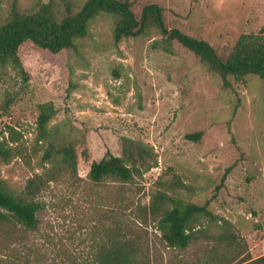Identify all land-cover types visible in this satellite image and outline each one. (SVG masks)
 Segmentation results:
<instances>
[{"label": "rangeland", "instance_id": "374dc122", "mask_svg": "<svg viewBox=\"0 0 264 264\" xmlns=\"http://www.w3.org/2000/svg\"><path fill=\"white\" fill-rule=\"evenodd\" d=\"M84 1L0 0V24L12 4L29 14L49 3L61 17L66 6L75 13ZM127 1L137 20L143 6L157 5L167 30L206 42L221 59L240 35L264 26V0ZM117 20L99 14L75 49L54 55L20 46L27 82L0 64V141L12 139L7 146L19 151L0 162V179L20 191L48 167L41 159L51 148L72 150L76 162L73 174L63 171L35 197L37 226L15 247L19 257L28 264H92L118 220L141 235L143 264H237L263 255L264 81L227 77L225 86L177 42L165 45L154 29L115 42ZM44 103L53 112L38 142L35 121ZM195 133L197 141L185 138ZM121 138L141 142L154 166L128 184L110 177L91 182L89 163L105 152L120 156ZM176 180L183 203H208L207 234L217 235L224 220L235 242L197 237L183 249L167 248L154 224L137 225L133 207L147 204L156 190L171 194Z\"/></svg>", "mask_w": 264, "mask_h": 264}, {"label": "trees", "instance_id": "16d2710c", "mask_svg": "<svg viewBox=\"0 0 264 264\" xmlns=\"http://www.w3.org/2000/svg\"><path fill=\"white\" fill-rule=\"evenodd\" d=\"M129 8L127 0H85L77 12L71 13L66 6L62 16L58 17L49 3L29 14L19 13L12 4L6 21L0 24V64L8 63L20 80L27 82L28 75L17 53L20 46L29 43L52 55L61 50L75 49L74 41L87 35L89 22L104 13L118 18L112 33L115 42L127 37L145 36L150 29H154L165 45L177 42L195 55L209 71L217 73L225 86L227 77L242 82L246 76L252 75L264 81V26L256 34L240 35L225 58L221 59L206 42L176 29L167 30L162 10L157 5L143 6L138 20ZM52 112L51 104L38 105L35 121L38 142L46 138V125ZM199 136L200 133H195L185 138L197 141ZM10 142L15 141H0V162L3 164L19 155L15 147L7 146ZM119 146L120 156L105 152L98 161L89 163L87 178L91 182L97 183L110 177L128 184L154 166L155 161L141 142L121 138ZM41 160L48 167H44L42 173L29 177L18 192L10 190L0 179V264H28L27 260L19 257L15 247L21 246L27 233L36 229L39 207L35 197L45 184L55 181L63 171L75 172V155L70 149L58 151L51 148L44 151ZM178 187L183 186L176 180L170 184L171 194L156 190L147 204H136L132 216L137 225L146 227L154 224L159 241L167 248L183 249L197 237L210 238L217 244L235 242L228 224L221 219L220 232L215 236L208 235L207 227L202 225L204 219H212L207 210L208 203L201 206L183 203L174 192ZM142 250L139 232L118 220L115 230L107 237V243L96 248L92 264H143ZM237 264H264V254L255 259L246 258Z\"/></svg>", "mask_w": 264, "mask_h": 264}]
</instances>
